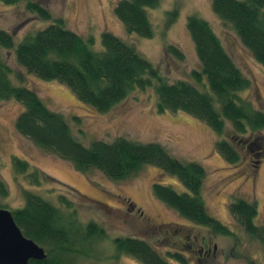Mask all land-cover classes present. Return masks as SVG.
Here are the masks:
<instances>
[{"label":"rangeland","instance_id":"obj_1","mask_svg":"<svg viewBox=\"0 0 264 264\" xmlns=\"http://www.w3.org/2000/svg\"><path fill=\"white\" fill-rule=\"evenodd\" d=\"M29 1L45 7L52 18H61L66 28L84 39H92L95 51L102 50L101 34L113 33L156 65L170 81L192 80L190 73L199 69L186 21L192 14L202 17L252 82L238 95L264 112V68L242 45L233 28L215 14L212 0H159L156 7L146 8L153 29L148 38L126 31L113 11L118 0H18L9 4L0 0V29L9 31L15 44L52 21L28 9ZM172 10L177 16L167 25L168 12ZM167 45H176L183 58L166 54ZM0 58L10 68L12 82L33 89L49 109L61 113L72 135L82 144L110 142L116 137L156 142L181 161L200 163L205 169L202 197L206 209L231 234L213 233L195 225L159 200L153 193L154 183L171 185L176 191H181L182 186L177 178L156 166L144 165L131 176L113 181L98 169L80 171L70 161L36 145L16 130L15 120L23 106L13 99L0 101V177L8 186L7 195H0V208L12 211L21 206V191L29 188L66 214L74 210L72 218L77 224L92 221L103 228L105 236L95 241L94 256L74 257L73 264H142L116 251L114 239L122 236L147 240L172 264H264V245L249 236L228 209L235 198L255 202V223L264 225V128L257 145L248 151L241 149L240 159L232 163L216 148L221 136L204 122L182 111H159L153 87L133 90L102 112L82 102L64 83L28 72L17 62L14 48L0 46ZM236 134L228 122L223 136L235 147L243 143ZM15 157L27 160L32 170L39 171L38 183L32 182L29 173L15 171ZM63 199L70 201V206ZM200 247L205 249L201 253ZM175 250L184 262L167 257V251Z\"/></svg>","mask_w":264,"mask_h":264},{"label":"trees","instance_id":"obj_2","mask_svg":"<svg viewBox=\"0 0 264 264\" xmlns=\"http://www.w3.org/2000/svg\"><path fill=\"white\" fill-rule=\"evenodd\" d=\"M1 1L9 4L18 0ZM158 3L159 0H118L113 11L128 33L148 38L153 35V29L146 8L156 7ZM211 7L264 68V0H212ZM27 8L39 18L52 21L27 34L17 44L9 31L0 29V46L14 48L17 62L28 72L41 79L64 83L82 102L102 112L133 90L153 87L159 111H182L204 122L221 136L216 148L232 163L240 159L241 149L251 150L257 145L256 140L261 139L258 137L264 128V112L238 95L252 82L202 17L192 14L186 21L200 67L190 73L192 80L170 81L156 65L113 33L104 31L102 50L95 51L91 48L92 39H84L66 28L61 18H52L42 5L29 1ZM176 14L175 10L168 12L167 25L175 20ZM164 52L183 58L176 45H167ZM9 75L10 68L0 58V101L13 99L23 106L15 120L20 134L70 161L78 170L98 169L113 181L131 176L144 165L156 166L177 178L182 186L181 191H176L171 185L154 183L153 193L159 200L195 225L207 227L213 233L231 234L206 209L202 197L205 169L200 163L181 161L159 143H142L124 137L110 142L94 140L84 145L72 135L61 113L49 109L33 89L14 84ZM228 122L237 133L234 136L243 142L237 147L223 136ZM13 166L18 173H29L33 183L41 179L39 171L32 170L25 159L15 157ZM21 192L23 204L12 210L14 221L26 237L46 252L43 259H31L29 264H73L74 257L93 255L95 241L105 236L103 228L92 221L77 224L72 218L74 210L66 214L32 189L23 188ZM7 193L8 186L0 177V195ZM63 200L70 206V201ZM228 209L243 230L264 245V225L255 223L256 203L235 198ZM114 243L117 252L132 256L142 264H172L145 239L122 236L115 238ZM166 255L184 262L176 250L167 251Z\"/></svg>","mask_w":264,"mask_h":264},{"label":"water","instance_id":"obj_3","mask_svg":"<svg viewBox=\"0 0 264 264\" xmlns=\"http://www.w3.org/2000/svg\"><path fill=\"white\" fill-rule=\"evenodd\" d=\"M45 256L44 248L22 233L12 211L0 208V264H29Z\"/></svg>","mask_w":264,"mask_h":264},{"label":"flooded vegetation","instance_id":"obj_4","mask_svg":"<svg viewBox=\"0 0 264 264\" xmlns=\"http://www.w3.org/2000/svg\"><path fill=\"white\" fill-rule=\"evenodd\" d=\"M205 249H203V247H200L198 252L201 253L202 251H204ZM177 251V250H176ZM178 252V251H177Z\"/></svg>","mask_w":264,"mask_h":264}]
</instances>
